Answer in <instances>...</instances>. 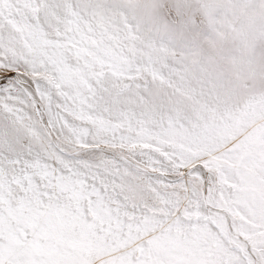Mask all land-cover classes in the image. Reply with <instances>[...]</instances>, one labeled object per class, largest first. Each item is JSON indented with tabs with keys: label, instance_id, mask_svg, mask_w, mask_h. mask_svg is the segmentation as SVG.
<instances>
[{
	"label": "snow or ice",
	"instance_id": "1",
	"mask_svg": "<svg viewBox=\"0 0 264 264\" xmlns=\"http://www.w3.org/2000/svg\"><path fill=\"white\" fill-rule=\"evenodd\" d=\"M0 264H264V0H0Z\"/></svg>",
	"mask_w": 264,
	"mask_h": 264
}]
</instances>
